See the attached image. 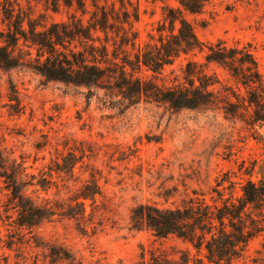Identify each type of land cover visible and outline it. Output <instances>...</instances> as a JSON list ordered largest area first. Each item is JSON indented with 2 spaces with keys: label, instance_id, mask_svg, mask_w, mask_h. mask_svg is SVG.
Returning a JSON list of instances; mask_svg holds the SVG:
<instances>
[{
  "label": "rangeland",
  "instance_id": "rangeland-1",
  "mask_svg": "<svg viewBox=\"0 0 264 264\" xmlns=\"http://www.w3.org/2000/svg\"><path fill=\"white\" fill-rule=\"evenodd\" d=\"M7 1L23 19L18 32L31 37L26 20L36 25L35 33L78 25L95 45L106 42L108 56L84 59L85 66L106 74L96 85L48 78L46 54L22 39L21 63L0 68V264H49L42 256L45 244L63 246L77 264H148L151 253L176 259L187 248L194 254L175 237L130 229V209L173 207L197 195L219 205L221 197L238 196L247 179L263 176L264 126L250 128L219 109L173 111L123 97L117 88L120 58L131 56L132 42L142 46L155 34L163 5L176 7L175 0ZM185 18L203 43L248 44L264 76V0H210ZM4 22L0 37L15 28ZM77 39L56 46L65 60L82 51L87 40ZM183 62H174L175 73ZM13 171L25 200L55 212L29 229L16 224L18 207L7 179ZM92 181L100 193L82 200L80 214L72 199ZM66 210L76 217L62 215ZM263 247L264 223L226 261L264 264Z\"/></svg>",
  "mask_w": 264,
  "mask_h": 264
},
{
  "label": "trees",
  "instance_id": "trees-1",
  "mask_svg": "<svg viewBox=\"0 0 264 264\" xmlns=\"http://www.w3.org/2000/svg\"><path fill=\"white\" fill-rule=\"evenodd\" d=\"M209 1L175 0L176 7L164 4L162 23L155 28V34H149L148 41L142 46L134 47L132 42L134 52L131 56L124 54L120 58V65L116 66L119 81L117 88L125 99H134L132 103L143 100L163 104L173 111L219 109L225 116L239 118L250 128L262 127L264 76L259 72L251 47L238 41L228 44L223 39L203 43L185 18V14H199ZM0 7V21H8L15 27L14 31L9 30L0 37V42L3 43L0 45V68L21 63L23 51L18 42L22 39L25 46L33 47L37 53L46 54L44 71L50 79L67 83L84 81L87 85H96L100 77L106 75L95 70L96 65L89 67L83 64L86 56L106 59V42L95 45L93 38L88 37V32L78 25H61L60 32L49 29L35 33L36 25L31 20H26L31 33V37H28L25 32H18V25L23 22L21 14L7 0ZM100 13L103 14L104 11L100 10ZM98 25L103 27L102 24ZM77 38L92 43L84 41L82 51H75L70 55L71 60H65L66 55L57 52L56 46L72 44ZM83 51L85 55L80 53ZM198 54L201 55V60L196 59ZM180 57H183L184 62L179 65L178 73H175L172 66ZM116 58L112 54V60ZM92 62L101 63L97 60ZM216 70H219V76ZM261 141L264 147L263 137ZM7 179L13 190V197L16 198L15 205L19 214L16 224L19 227L32 228L37 225L38 220L55 214L49 207H37L31 200L23 198L22 190L17 187L14 171ZM82 189L72 199L80 208V214L84 211L82 200L94 199L100 193L93 181ZM58 209L64 210L62 207ZM62 215L67 218L76 217L70 210ZM262 217L264 172L258 181L247 179L241 184L238 196L230 194L226 198H219V205H209L197 195L173 207L140 204L131 208L129 214L130 229H147L156 238L172 236L194 250V254L190 253L189 248L181 250L176 259L154 258L151 253L148 264H229L226 258L233 255L235 248L241 245L245 247L252 237L262 231ZM42 251V256L49 264H77L75 258L59 244H45Z\"/></svg>",
  "mask_w": 264,
  "mask_h": 264
}]
</instances>
